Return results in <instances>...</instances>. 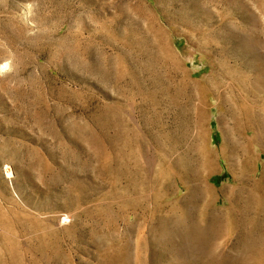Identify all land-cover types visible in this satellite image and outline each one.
I'll return each instance as SVG.
<instances>
[{
    "label": "rangeland",
    "instance_id": "obj_1",
    "mask_svg": "<svg viewBox=\"0 0 264 264\" xmlns=\"http://www.w3.org/2000/svg\"><path fill=\"white\" fill-rule=\"evenodd\" d=\"M0 264H264V0H0Z\"/></svg>",
    "mask_w": 264,
    "mask_h": 264
}]
</instances>
